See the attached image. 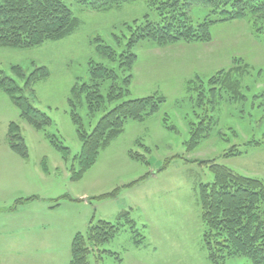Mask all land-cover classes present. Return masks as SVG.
<instances>
[{
  "label": "rangeland",
  "instance_id": "obj_1",
  "mask_svg": "<svg viewBox=\"0 0 264 264\" xmlns=\"http://www.w3.org/2000/svg\"><path fill=\"white\" fill-rule=\"evenodd\" d=\"M63 2L78 20L69 36L30 48L0 45V70L20 86L31 74H42V67L47 69L48 75L34 83L29 98L50 117L45 130L35 129L10 99L7 107V94L1 89L0 225L7 222L1 216L13 219L30 213L54 220L61 235L56 246L40 254L45 264H69L75 235H86L90 222L95 225L99 220L123 224L110 241L102 245L95 241L87 256L89 264H212L199 200L201 184L213 181L210 166L216 162L264 182V42L255 37L246 19L211 24L212 40L207 42L160 47L141 40L132 47L137 59L124 96L116 99L123 88H118L115 78L107 80L96 95L102 109L92 113L85 94H73L74 85L89 82L92 64L119 66L118 57L111 61L96 46L109 45L120 54L134 31L129 25L136 26L146 15L152 20L158 16L148 0L103 10L90 9L81 0ZM209 15L210 8L202 5L190 12L194 24ZM175 57L185 60V65ZM14 65L21 67L25 78L12 71ZM221 69L229 71V82L240 83V90L222 91L214 104L207 102L211 98L207 93V103L197 105V94L188 82L199 75L207 87ZM146 96L165 101L141 121L126 120L123 131L78 175L73 162L81 150L78 127L90 136L104 112L122 101ZM72 112L80 118L78 124ZM204 113L216 122H210L211 129H202L205 134L193 135L199 131L198 123L207 120ZM12 121L20 126L25 157L8 145ZM53 138L68 148V158H63ZM234 146L241 154L226 157ZM125 212L131 223L125 217L118 219ZM17 236L12 233L11 238ZM28 258L4 254L0 264H22ZM225 264L252 263L238 256L226 258Z\"/></svg>",
  "mask_w": 264,
  "mask_h": 264
},
{
  "label": "trees",
  "instance_id": "obj_2",
  "mask_svg": "<svg viewBox=\"0 0 264 264\" xmlns=\"http://www.w3.org/2000/svg\"><path fill=\"white\" fill-rule=\"evenodd\" d=\"M130 1L133 0H81L85 6L93 10L109 9ZM148 1L157 13V20L149 19V15H146L145 19L136 26L129 25V29L134 31L131 32L126 47L121 50L120 54L116 55L109 45L96 46L99 54L107 56L111 61L118 57L119 66L115 69L101 63L92 64L89 69V82L74 85L73 94L78 97L84 93L92 113L102 109L96 101V95L107 80L115 78L118 88H123L122 91L119 90L120 94H116V99L124 96L121 93L130 87L132 69L137 59V55L132 52V47L141 40H151L160 47L180 41L207 42L212 40L211 24L246 19L255 37L264 42V0ZM196 5L209 7L211 15L203 22L194 24L190 12ZM77 22L72 10L63 0H0V45L30 48L46 41L59 40L73 33L77 28ZM43 68L42 74L38 76L31 74L26 79L21 67L12 66V71L19 78H25L23 86H20L14 78L4 75L0 70V89L19 109L20 117L27 120L37 130H45L50 121V117L34 107L29 98L34 95V83L48 75L47 69ZM228 73L229 71L224 69L219 70L210 77L207 87L204 86L199 75L196 79L190 80L188 86L193 93L197 94L196 104L205 105L207 102L214 104L217 95L222 91L238 92L240 83L238 81L229 82ZM110 89L109 87L106 92L107 101L112 98ZM207 93L211 98L206 102L204 98ZM72 101L74 99L70 98L69 103L71 104ZM164 101L165 98L157 96L125 100L104 112L90 136L84 135L78 127L81 150L80 154L74 157V161L72 160L78 170L77 174H82L83 170L95 160L99 150L123 131L126 120L141 121L156 113ZM204 114L207 120L202 119L198 123L199 131L195 130L193 135L205 134L202 129L205 127L211 129L208 126L210 122L212 124L216 122L213 116ZM72 116L74 122L78 124L80 118L77 113L72 112ZM20 131L18 123L10 122L7 135L8 145L25 157L27 150ZM51 140L62 151L63 158H68V148L54 138ZM233 149L235 146L225 156L241 154L239 149H236L237 151ZM210 169L213 172V181L201 184L199 200L202 220L206 225L204 240L211 263L225 264L226 258L245 256L252 264H264V182L234 172L227 166L216 162L210 166ZM57 205L59 203L55 206ZM127 214V212L122 213L118 219L125 217V221L131 223L132 220L126 216ZM91 222L86 235L77 233L73 238L69 264H89L87 256L92 253L95 241L99 245L110 241L123 224L121 221L115 223L106 220H99L95 225Z\"/></svg>",
  "mask_w": 264,
  "mask_h": 264
},
{
  "label": "crops",
  "instance_id": "obj_3",
  "mask_svg": "<svg viewBox=\"0 0 264 264\" xmlns=\"http://www.w3.org/2000/svg\"><path fill=\"white\" fill-rule=\"evenodd\" d=\"M175 61L181 63L180 65L182 66L185 65L182 64L185 60L178 58ZM2 92L0 89V93L3 95ZM7 99L6 105L9 107L10 105L8 104L11 101L8 96ZM35 200L36 198L29 199V202ZM1 218H6L7 222L0 225V255L13 253L27 254L29 258L22 264H45L40 254L46 249L56 246L58 244V238L61 235V231L56 229V222L48 217L42 216L40 213L16 216L13 219L8 216H1ZM12 222H17V224L9 225ZM12 233L18 236L12 239Z\"/></svg>",
  "mask_w": 264,
  "mask_h": 264
}]
</instances>
